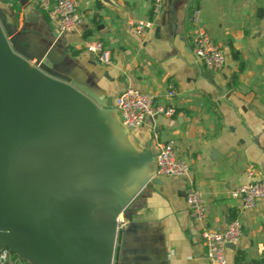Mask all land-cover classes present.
<instances>
[{"label":"crops","instance_id":"obj_1","mask_svg":"<svg viewBox=\"0 0 264 264\" xmlns=\"http://www.w3.org/2000/svg\"><path fill=\"white\" fill-rule=\"evenodd\" d=\"M57 0H51L55 3ZM85 15L71 34L31 3L0 4L24 46L38 54L55 49L56 67L115 108L118 95L133 88L175 110L130 129L127 139L153 156L173 141L190 178L155 175L120 217L124 227L117 264H206L203 230H224L232 220L242 235L227 249V264H263L264 200L242 209L231 193L264 180V0H164L160 14L152 0H78ZM152 21L146 34L130 23ZM198 31L222 49L221 72L205 69L192 54ZM99 40L110 64L85 50ZM172 91V97L167 93ZM189 181L201 193L205 219L194 223L185 194Z\"/></svg>","mask_w":264,"mask_h":264},{"label":"water","instance_id":"obj_2","mask_svg":"<svg viewBox=\"0 0 264 264\" xmlns=\"http://www.w3.org/2000/svg\"><path fill=\"white\" fill-rule=\"evenodd\" d=\"M54 53L25 47L0 8V252L30 264H117L120 217L154 158Z\"/></svg>","mask_w":264,"mask_h":264},{"label":"built area","instance_id":"obj_3","mask_svg":"<svg viewBox=\"0 0 264 264\" xmlns=\"http://www.w3.org/2000/svg\"><path fill=\"white\" fill-rule=\"evenodd\" d=\"M34 4L50 19L59 16L57 30L60 34H71L83 24L85 15L81 11L78 0H21ZM164 0H152L151 12L154 16L161 13ZM140 35L146 34L153 26L152 21H137L130 23ZM85 50L97 56L100 63L110 64V53L99 40L85 42ZM192 54L196 60L209 71L221 72L225 66V56L222 49L204 31H198L192 40ZM173 92L167 93L172 97ZM115 109L121 124L130 129H136L145 124L148 118L156 115L172 117L175 110L157 102L154 96L142 93L133 88H125L116 98ZM156 175L190 178L189 165L177 157L173 141H168L158 147L154 156ZM253 171L247 172L250 180L231 193L242 209H252L256 201L264 200V180L254 181ZM185 203L189 216L194 223H202L205 219V204L201 193L189 181L185 194ZM242 235L241 224L232 220L224 230H203L201 240L206 248V264H227L226 250L229 244L236 245ZM261 260L264 264V247L261 250ZM0 264H30L11 253L8 249L0 252Z\"/></svg>","mask_w":264,"mask_h":264},{"label":"rangeland","instance_id":"obj_4","mask_svg":"<svg viewBox=\"0 0 264 264\" xmlns=\"http://www.w3.org/2000/svg\"><path fill=\"white\" fill-rule=\"evenodd\" d=\"M7 1H8V3H14V4H16V3H18L19 0H7ZM31 5L34 6L36 9H38L34 4H31ZM56 19H57V21H59L61 18L59 16H57Z\"/></svg>","mask_w":264,"mask_h":264}]
</instances>
